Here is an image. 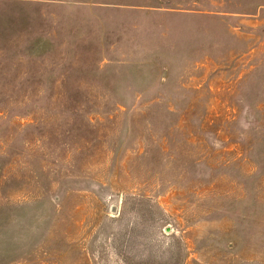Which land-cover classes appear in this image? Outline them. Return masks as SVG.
Segmentation results:
<instances>
[{
  "label": "rangeland",
  "instance_id": "1",
  "mask_svg": "<svg viewBox=\"0 0 264 264\" xmlns=\"http://www.w3.org/2000/svg\"><path fill=\"white\" fill-rule=\"evenodd\" d=\"M0 264H264V0H0Z\"/></svg>",
  "mask_w": 264,
  "mask_h": 264
}]
</instances>
